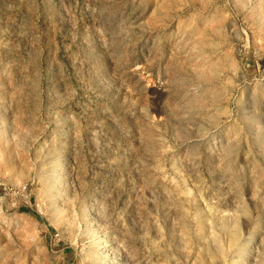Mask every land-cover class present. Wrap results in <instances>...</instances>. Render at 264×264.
Instances as JSON below:
<instances>
[{"label":"rangeland","instance_id":"rangeland-1","mask_svg":"<svg viewBox=\"0 0 264 264\" xmlns=\"http://www.w3.org/2000/svg\"><path fill=\"white\" fill-rule=\"evenodd\" d=\"M243 254L264 264V0H0V264Z\"/></svg>","mask_w":264,"mask_h":264},{"label":"bare ground","instance_id":"bare-ground-1","mask_svg":"<svg viewBox=\"0 0 264 264\" xmlns=\"http://www.w3.org/2000/svg\"><path fill=\"white\" fill-rule=\"evenodd\" d=\"M65 171V159L63 156H60V158L56 162L55 166V173L56 175H63ZM105 245H101V248H104ZM245 255L243 254L242 256L238 257L235 259V264H241L244 261Z\"/></svg>","mask_w":264,"mask_h":264}]
</instances>
